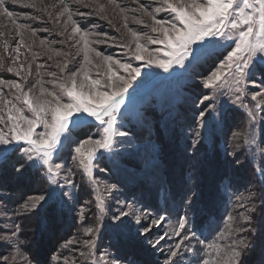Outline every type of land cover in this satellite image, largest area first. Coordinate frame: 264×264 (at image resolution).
<instances>
[{
  "label": "rangeland",
  "instance_id": "374dc122",
  "mask_svg": "<svg viewBox=\"0 0 264 264\" xmlns=\"http://www.w3.org/2000/svg\"><path fill=\"white\" fill-rule=\"evenodd\" d=\"M31 2L36 3L37 7H29L23 2L12 4L11 0H5V6L13 13L11 18L0 10V57L3 58L4 68L11 65L15 56L14 47L20 39L16 25L23 24L27 26L24 40L30 50L21 47L17 66L23 63L27 69L30 64L31 74L22 71L21 76H17L0 68V79L20 81L24 83L25 90L32 87V95L35 96L39 94V86L33 87L37 79L42 78L46 88L59 91L47 82L66 79L69 72L80 69L84 59L83 53L78 52L80 45L76 39H68L71 24L64 36L59 35L67 20V15H59L63 8L59 0ZM99 2L106 5L104 14L108 15L111 24L100 16L78 15L93 12L94 8L77 4L75 0H65V5L71 9L73 19L82 29L100 34V37L93 35L91 40L101 37L108 40L104 44L93 43L92 47L104 55L140 67L141 75L128 89L117 116L118 135L114 137L112 149L104 152L102 157L97 154L91 178L71 159L74 145L66 142L53 157L54 163L62 165L56 177L58 185L49 184L47 192L41 194L52 193V199L46 204L57 201L66 207L78 217V226L74 235L53 256L50 264H111L113 259H121L124 264H166L169 247L184 238L183 232L177 236L169 229L174 228L179 216L184 214H187L190 221L188 235L191 237L194 232L195 238L184 241L180 253L182 264H201L204 260L214 264L215 253L207 244L215 242L223 245L226 252L227 246L232 245L236 239L245 238L251 243L253 234L237 229L250 227L244 220L245 216L252 215L255 223L257 207L262 206L260 189L264 190V74L258 72L255 82L245 80L242 92H236L235 86L231 89L223 86L217 89L205 87V76L226 54L230 41L225 42L223 47L210 49L199 60L193 61L189 57L184 67L173 65L167 72L155 65L149 67L146 61L135 60L122 45L131 41L129 29L157 35L148 27L152 23L150 17L136 9L139 4H144L152 11L161 7L160 0H139V4L137 0H117L119 8H124L129 17L126 27L119 8L109 4L108 0ZM155 15L157 19L174 20V14L167 10L162 9ZM133 16L142 18L144 23H136ZM32 30H35V35H32ZM236 34V31L229 33L232 38ZM5 40L8 42L7 50L4 48ZM41 40L46 42L45 47L40 45ZM148 47L154 49L162 45ZM198 47L193 45L194 55ZM47 48L69 54L66 58L68 67L63 73L56 67V63L63 62L65 57L54 56L49 59L51 53L45 54ZM34 53L37 55L34 56ZM261 55L256 54L257 65L260 64ZM91 59L93 64L86 65L88 75L97 79L98 73L102 75L105 68L94 54H91ZM95 64H101V67L97 69ZM52 72L57 73L55 78L49 75ZM82 79V76L77 77L78 84ZM4 92L11 99L15 90L5 87ZM255 92H260L262 96L254 101L251 97ZM204 96L211 99L203 100ZM237 96L240 97L239 101ZM201 111L204 112L202 117L199 115ZM25 114L31 115L27 110ZM89 120L88 126L72 131L74 139H86L88 136L97 138L102 126L92 118ZM42 130V126L36 129L37 132ZM21 144L27 147L25 142ZM14 150L25 162L23 152L12 145H0V159ZM69 168L71 171H68ZM42 169L45 173V169ZM221 169L233 186L226 194L221 181H217L216 186L221 190L225 208L222 222L207 232L196 231L193 215L196 210L198 214L201 208L198 194H201L202 186L211 183L205 180V176ZM66 178L71 179L73 184L67 185ZM111 185L116 187L105 191ZM172 190L182 192L176 197ZM62 193H69L71 199L65 203ZM34 195L26 196L21 201L18 196L0 188V237L11 236L12 226L16 223L20 225L21 215L46 206L44 204L37 209L21 211L20 205ZM18 212L19 215H16ZM122 212L129 215L120 216ZM229 215L233 217L232 221L228 220ZM117 216H120L119 220L115 218ZM160 217L163 219L159 224H150L151 220ZM226 225L232 229L231 236L228 235ZM145 226L151 228L150 233H141L140 229ZM87 227L96 228L91 237L84 232ZM165 232L168 235L164 240L154 245L152 242ZM221 234L224 239L220 238ZM89 238L94 239L96 247L85 259L80 256V252L88 253L84 241ZM18 239L21 242L20 234ZM186 248L191 250L185 251ZM10 251L15 249L0 241V253L8 255ZM20 251L28 255L22 245ZM247 252L248 249L243 252L241 261ZM15 264H23V261L18 258Z\"/></svg>",
  "mask_w": 264,
  "mask_h": 264
},
{
  "label": "snow or ice",
  "instance_id": "6c2138e0",
  "mask_svg": "<svg viewBox=\"0 0 264 264\" xmlns=\"http://www.w3.org/2000/svg\"><path fill=\"white\" fill-rule=\"evenodd\" d=\"M21 2L29 7H37L36 3L31 2V0H11L12 4ZM160 2L161 7L149 11L148 7L139 4V0H137L139 7L136 11L150 17L152 23L148 27L152 33L157 35L152 36L148 33L128 30L131 41L122 46L128 49L129 55L135 60L146 61L147 66L155 65L167 72L173 65L184 67L185 61L189 57H192L193 61L199 60L210 49L223 47L225 42L230 41L229 48L225 50L226 54L205 76L203 80L205 87L217 89L223 86L231 89L235 86L236 92H242L245 80L255 82L258 72L264 74V0H160ZM59 3L63 6L59 15H67L64 30L59 35L64 36L68 25H72L68 39H76L77 44L80 45L78 52L83 53L84 64L81 65L80 69L69 72L66 79H53L47 82L54 85L59 91L46 88L44 86L45 81L42 78L37 79L33 87L39 86V94L35 96L32 95L33 88L30 87L25 90L24 83L20 81L0 79V124L3 125L0 127V145H12L19 148L26 157V163H30L33 167L45 169L44 174L50 185H58L56 177L60 174L62 165L54 163L53 157L58 154V150L66 142L74 145L72 148L74 155L71 156V159L91 178L93 162L97 160V154L99 153L102 157L104 152H110L112 149L114 137L118 135L116 129L117 116L124 104L128 89L132 86L133 81L141 75L140 67H134L132 63L122 62L114 56L104 55L92 47L93 43L104 44L108 43V40L102 37L94 41L91 40L93 35L100 37V34L82 29L73 19V13L65 5V0H59ZM75 3L94 8L93 12L77 13L78 15L82 17L96 15L107 20L109 24L112 23L108 15L104 14L106 5L100 3L99 0H75ZM108 3L119 8L117 0H108ZM162 9L173 13L174 20L157 19L155 13ZM0 10L9 18L13 16V13L5 6V0H0ZM119 11L126 27L129 19L126 10L119 8ZM49 16L51 17V13ZM132 19L138 24L144 23L140 17L133 16ZM16 26L19 30L20 39L14 47L15 56L7 68H4L3 58L0 57V68H4L6 72H13L17 76H21L22 71L30 75V64L27 65V69L23 63L17 66L21 47H28L30 50L24 40V30L27 26L23 24ZM232 31L237 33L235 38L229 35ZM32 35H35V30H32ZM142 39L144 40L143 43L141 42ZM40 45L45 47L46 42L41 40ZM148 45H162V47L150 49ZM193 45L199 46L196 55L192 51ZM4 48L5 50L8 48L7 40L4 41ZM48 53H51L49 59H53L54 56L65 57L63 62L56 63V67L63 73L68 67L66 58L69 54L52 48H47L45 54ZM257 53L262 54L259 65L255 62ZM91 54L100 58L105 68L102 75L98 73L99 78L97 79H92L88 75V68L86 67V65L93 64ZM33 55L37 54L34 53ZM94 66L99 69L101 64ZM49 75L55 78L57 73L52 72ZM78 76L83 77L79 84L77 82ZM5 87L9 90H15L13 98L9 99L6 96ZM261 96L260 92H255L251 98L255 101L257 97ZM210 99L209 96L203 97V100L206 101ZM236 99L239 101L240 97L237 96ZM25 110L31 115H26ZM199 115L202 117L204 112L201 111ZM89 118L98 121L102 126L97 133V138L88 136L86 139H74L72 131L88 126L90 124ZM41 126L43 130L37 132L36 129ZM21 142H25L27 147H24ZM23 167L24 164L22 163L21 169L18 171L22 172ZM68 171L71 169L69 168ZM65 183L71 185L73 181L66 178ZM115 187V185H111L105 191H110ZM61 195L65 198V203L71 199L69 193H62ZM50 199H52L50 192L28 197L20 205V210L29 211L43 207ZM252 211L254 212L255 209L253 208ZM16 215H19V212ZM128 215L129 213H120V216L126 217ZM120 216L115 218L119 220ZM161 219L163 217L151 220L150 224H159ZM255 219L264 222V210H262V215ZM228 220L232 221L233 217L229 215ZM244 220L249 223L250 227L248 229L240 227L237 231L247 232L249 235L256 233L264 238V223L257 227L253 223L254 217L252 215L245 216ZM225 227L228 229V235L231 236L233 232L230 225ZM189 230L190 221L187 214L180 215L175 227L170 228L169 231L177 236L183 232L184 238L179 243L169 247L166 264H182L180 257L182 245L184 241L195 238L194 232L191 237L188 235ZM140 231L142 234H147L150 233L151 228L145 226ZM84 232L91 237L96 232V228L87 227ZM18 234H21V228L16 223L12 226L11 236L0 237V241L15 249V251H10L8 255L0 253V264H15L18 258L23 261V264H34L36 260L34 255H25L20 251L21 242L18 239ZM167 235L168 232H165L152 243L154 245L160 244ZM220 238L224 239V235L221 234ZM199 243H204V241H199ZM84 245L88 249V253L81 251L80 256L87 259L96 244L94 239L89 238L84 241ZM250 246L245 238L234 240L232 245L227 246L226 252L223 245H217L215 242L207 244V247L215 253L214 264H241L243 252ZM189 250L191 249H185V251ZM30 252L31 249L29 248ZM111 264H124V261L113 259ZM201 264H209V261H201Z\"/></svg>",
  "mask_w": 264,
  "mask_h": 264
},
{
  "label": "trees",
  "instance_id": "16d2710c",
  "mask_svg": "<svg viewBox=\"0 0 264 264\" xmlns=\"http://www.w3.org/2000/svg\"><path fill=\"white\" fill-rule=\"evenodd\" d=\"M22 163L24 167L21 172L18 171V168H21ZM225 176L226 174L222 169L215 172L211 171L205 176V180H209L211 183L202 186L201 194H198L201 208L198 214L196 210V214L193 215L196 231L207 232L219 222H222L225 208L220 195L221 190L216 186L217 181H221L226 194L231 190L230 187H233L229 182V178ZM0 188L18 196L22 201L26 196L47 192L49 183L42 167L38 168L27 164L14 150L0 159ZM260 190V193H262L260 196L262 206L257 207V217H260L262 210H264V190ZM181 192L182 190H172L175 196ZM221 201L222 203H220ZM19 220L21 245L28 252V255L36 257L35 264H50L53 256L59 251L62 244L74 235V231L78 226L76 214L71 213L66 207L58 204L57 201L46 204L40 210L37 209L23 214L19 217ZM261 223L264 222L255 219L254 224L257 227ZM250 244L252 246L243 257L241 264H264V238L253 233ZM29 248L31 249L30 253Z\"/></svg>",
  "mask_w": 264,
  "mask_h": 264
}]
</instances>
